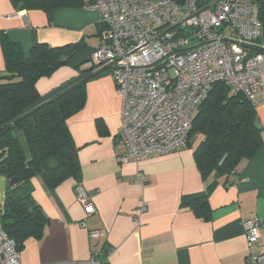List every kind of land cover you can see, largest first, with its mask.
I'll return each mask as SVG.
<instances>
[{"label": "crops", "instance_id": "0c3cea01", "mask_svg": "<svg viewBox=\"0 0 264 264\" xmlns=\"http://www.w3.org/2000/svg\"><path fill=\"white\" fill-rule=\"evenodd\" d=\"M106 31L99 12L89 6L58 7L47 13L0 0V73L5 70L3 38L18 43L25 54L41 42L82 44L52 75L38 79L43 98L81 78L82 69L97 71L87 80L85 105L68 119L78 148L80 182L97 211L85 214L76 198L75 180L48 188L40 176L33 177L32 197L48 222L40 238L25 241L21 264H78L88 260L92 250L105 264H246L248 254L264 251V102L256 106L263 133L260 147L238 164L229 182L214 185L208 218L198 216L183 197L204 191L213 178L202 177L194 145L139 162L123 160L116 148L120 97L110 67L94 65L91 59ZM259 41L264 44V27ZM139 172L144 184L137 181ZM142 201L147 211L138 226L134 213ZM249 218L261 221V235L248 247L243 222ZM94 229L102 233L97 240L89 237Z\"/></svg>", "mask_w": 264, "mask_h": 264}, {"label": "built area", "instance_id": "2783aa9c", "mask_svg": "<svg viewBox=\"0 0 264 264\" xmlns=\"http://www.w3.org/2000/svg\"><path fill=\"white\" fill-rule=\"evenodd\" d=\"M215 0L200 7L196 0H95L106 36L91 58L110 67L121 95L120 129L116 148L125 161L139 162L187 145L192 116L211 86L224 81L253 104L264 102L263 24L259 2ZM137 181L145 183L141 172ZM85 214L97 209L74 182ZM147 211L142 203L134 213L139 226ZM261 221L243 222L248 247L261 235ZM101 230L90 231L97 240ZM0 264H21L16 241L0 225ZM78 264H105L92 250ZM246 264H264V251L248 254Z\"/></svg>", "mask_w": 264, "mask_h": 264}, {"label": "trees", "instance_id": "16d2710c", "mask_svg": "<svg viewBox=\"0 0 264 264\" xmlns=\"http://www.w3.org/2000/svg\"><path fill=\"white\" fill-rule=\"evenodd\" d=\"M12 1L50 13L58 7L88 6L95 0ZM196 1L204 7L215 0ZM259 18L264 27V1L259 2ZM1 45L5 70L0 73V177L5 186L0 225L21 250L28 238L42 236L48 222V216L32 197V178L40 176L48 188L68 179L80 181L78 148L68 118L85 105L87 80L97 71L92 67L82 69L81 78L43 98L37 88L38 79L52 75L82 44L51 46L41 42L32 46L29 54L6 38ZM256 106L224 81L215 82L197 106L187 145L195 146L194 158L202 177L213 180L204 191L183 197V203L189 204L196 215L208 218V197L214 185L220 180L229 182L238 164L260 147L263 133ZM102 127L100 123L104 132ZM12 178L18 181L11 184Z\"/></svg>", "mask_w": 264, "mask_h": 264}, {"label": "rangeland", "instance_id": "374dc122", "mask_svg": "<svg viewBox=\"0 0 264 264\" xmlns=\"http://www.w3.org/2000/svg\"><path fill=\"white\" fill-rule=\"evenodd\" d=\"M112 73V72H111ZM112 77H113V80H114V75L112 74ZM115 83V82H114ZM116 87V86H115ZM116 92H117V90H116ZM117 94H118V92H117ZM118 96L120 97V104L122 103V99H121V95L120 94H118ZM120 112H121V105H120ZM120 112H119V114H120ZM73 115V114H72ZM71 115V116H72ZM70 116V117H71ZM69 117V118H70ZM68 118V119H69ZM4 186H5V180L3 179V177H0V204H1V202L3 201V197H4V195H3V191H4Z\"/></svg>", "mask_w": 264, "mask_h": 264}, {"label": "water", "instance_id": "95a60500", "mask_svg": "<svg viewBox=\"0 0 264 264\" xmlns=\"http://www.w3.org/2000/svg\"><path fill=\"white\" fill-rule=\"evenodd\" d=\"M17 181H18L17 178H12V179H10V183H11V184H15Z\"/></svg>", "mask_w": 264, "mask_h": 264}]
</instances>
